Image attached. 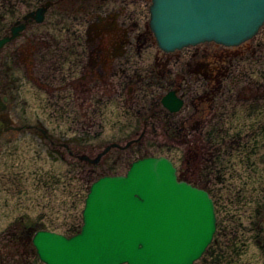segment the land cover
<instances>
[{"label":"flooded vegetation","instance_id":"flooded-vegetation-1","mask_svg":"<svg viewBox=\"0 0 264 264\" xmlns=\"http://www.w3.org/2000/svg\"><path fill=\"white\" fill-rule=\"evenodd\" d=\"M113 1L0 0V155L13 166L19 142L26 141L28 147L36 145V155L44 150L52 164L67 166L77 159L80 166L92 157L83 149L102 145L90 143L83 132L99 134L100 110L108 104L110 112L118 110L128 132L141 138L183 135L196 153L191 174L200 176L199 157L222 154L212 137L232 129L227 120L264 111V32L238 46L208 41L164 50L148 21H138L141 7ZM167 94L181 100L179 107L163 102ZM249 124L245 134L257 131L256 120ZM239 140L244 141L238 137V145ZM114 142L100 160L111 148L122 147L107 143ZM121 158L118 153L111 163ZM79 166L77 176L60 170L56 180L47 175L38 180L58 185L75 177L77 183ZM180 176L192 181L182 170ZM18 227L8 240L31 244L33 228L27 225L21 238Z\"/></svg>","mask_w":264,"mask_h":264},{"label":"water","instance_id":"water-1","mask_svg":"<svg viewBox=\"0 0 264 264\" xmlns=\"http://www.w3.org/2000/svg\"><path fill=\"white\" fill-rule=\"evenodd\" d=\"M149 13L165 50L208 40L235 45L264 22V0H151ZM164 101L176 102L170 94ZM82 218L71 236L37 230L32 242L39 258L46 264H191L216 227L208 192L177 178L162 155L94 180Z\"/></svg>","mask_w":264,"mask_h":264},{"label":"rangeland","instance_id":"rangeland-1","mask_svg":"<svg viewBox=\"0 0 264 264\" xmlns=\"http://www.w3.org/2000/svg\"><path fill=\"white\" fill-rule=\"evenodd\" d=\"M112 3L119 5L124 2L114 0ZM127 3L130 9L135 5L141 7L139 22L143 23L148 19L145 0H130ZM85 25L86 22L83 21V29ZM117 26L118 23L115 28L119 29ZM261 31L264 32V26ZM23 95L27 105L28 91ZM101 101L106 103V96ZM26 108L24 105L21 108L24 113ZM108 110V104L100 110L99 134L83 132V136H89L90 143H102V148H97L98 150L89 147L83 149L90 156L104 150L109 144L107 142L121 143V148H111L98 164L82 161L79 166L77 159L75 163L68 165L71 169L66 164H52L44 150L39 149V155H36V145L28 147L26 141L19 142L13 166H9L4 155H0V264H44L31 244L21 243L19 239L8 240L11 231L18 225L23 230L18 235L24 238L27 225L33 230L40 226L61 232L76 229L81 223L80 209L90 180L102 172L123 171L130 161L144 153L140 151L144 148H147L148 153L168 155L186 176L195 179L198 184H209L218 224L215 238L219 240L221 247L207 250L193 264H264V111L252 118L245 114L240 115L238 120L231 117L227 120V127L232 128L228 133H220L216 137L211 135L210 138L221 147L222 154L213 163V167H207L204 175L198 176L191 174V169L186 168L188 145L183 140V135L147 133L141 138L138 134L128 132L123 118L118 117L117 109H113V112ZM252 119L256 120L254 126L257 131L249 133L248 137L249 134L245 133L251 125L247 126V121ZM237 124L239 127H236ZM238 137L244 139L239 140V145L236 142ZM141 144L149 147L142 148ZM125 147L127 151H122ZM118 153L122 158L111 163V158ZM195 154L194 152L190 156L195 157ZM210 160L212 159H203L206 165ZM203 161H200L201 164H204ZM78 166L82 169V180L78 179L80 183L77 186L75 177L70 184H65L67 180L63 178L58 185H53V181L49 179L46 182L44 179L38 180L42 175L56 180L60 170L62 175L77 176L80 170ZM5 171L11 172V176L6 175Z\"/></svg>","mask_w":264,"mask_h":264},{"label":"bare ground","instance_id":"bare-ground-1","mask_svg":"<svg viewBox=\"0 0 264 264\" xmlns=\"http://www.w3.org/2000/svg\"><path fill=\"white\" fill-rule=\"evenodd\" d=\"M45 264V263H44Z\"/></svg>","mask_w":264,"mask_h":264}]
</instances>
